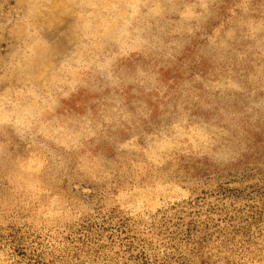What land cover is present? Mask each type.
<instances>
[{"label": "rangeland", "instance_id": "obj_1", "mask_svg": "<svg viewBox=\"0 0 264 264\" xmlns=\"http://www.w3.org/2000/svg\"><path fill=\"white\" fill-rule=\"evenodd\" d=\"M0 264H264V0H0Z\"/></svg>", "mask_w": 264, "mask_h": 264}, {"label": "clouds", "instance_id": "obj_2", "mask_svg": "<svg viewBox=\"0 0 264 264\" xmlns=\"http://www.w3.org/2000/svg\"><path fill=\"white\" fill-rule=\"evenodd\" d=\"M81 75H83V73ZM42 81H43V83L40 85V87H41L42 90L47 91V90L51 89V81L47 78V74H45V76L42 78ZM56 91H61V90L59 88H57ZM75 103H76L75 99H72L71 100V104L73 106V110H74ZM55 116H56V114L55 113H52L53 119H55ZM37 123H39V122H37ZM56 131L59 132L61 130L60 129H57ZM46 195H54V193H49V194H46ZM54 242L55 241H53V243Z\"/></svg>", "mask_w": 264, "mask_h": 264}]
</instances>
